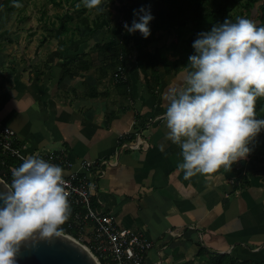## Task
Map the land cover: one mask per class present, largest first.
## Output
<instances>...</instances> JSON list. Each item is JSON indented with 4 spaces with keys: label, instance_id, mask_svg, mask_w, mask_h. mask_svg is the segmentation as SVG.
Returning <instances> with one entry per match:
<instances>
[{
    "label": "crops",
    "instance_id": "crops-1",
    "mask_svg": "<svg viewBox=\"0 0 264 264\" xmlns=\"http://www.w3.org/2000/svg\"><path fill=\"white\" fill-rule=\"evenodd\" d=\"M105 24L85 36L69 30L57 38L50 27L2 32L0 128L15 130L32 156L63 151L73 162L113 159L94 197L118 227L155 244L145 264H179L200 245L263 263L264 163L249 154L231 168L186 179L165 118L142 128L165 115L164 93L190 67L171 72L157 56L163 49L168 61L179 57L170 47L173 32L148 47L159 75L151 90L135 54L119 64L100 52L111 37ZM141 128L149 148L119 151V135Z\"/></svg>",
    "mask_w": 264,
    "mask_h": 264
},
{
    "label": "clouds",
    "instance_id": "clouds-1",
    "mask_svg": "<svg viewBox=\"0 0 264 264\" xmlns=\"http://www.w3.org/2000/svg\"><path fill=\"white\" fill-rule=\"evenodd\" d=\"M102 12V0H83ZM19 7L20 5H16ZM128 33L150 36V9L134 10ZM188 57L189 70L164 93L167 138L182 149L185 178L231 168L250 154L264 129L255 104L264 98V27L246 18L226 19L201 32ZM63 169L39 156L23 160L0 191V264H16L22 243L62 238L71 215Z\"/></svg>",
    "mask_w": 264,
    "mask_h": 264
},
{
    "label": "trees",
    "instance_id": "trees-1",
    "mask_svg": "<svg viewBox=\"0 0 264 264\" xmlns=\"http://www.w3.org/2000/svg\"><path fill=\"white\" fill-rule=\"evenodd\" d=\"M19 1L0 0L1 22H3L2 17L9 18L14 10L20 9V6H16L19 5ZM76 1L78 0H71V2ZM106 1L109 6H115L117 15L112 16L111 8L108 9L106 24L111 37L106 43L99 46L100 52L102 54L107 53L113 63L119 62V64H122L127 57H132L135 54L136 66L144 74L145 80H148L146 82L151 90L159 86V75L155 69L156 60L154 55L149 52L148 46L161 39L160 32L176 30L170 45L171 48H178L181 44L180 40H182L184 50L179 52V57L176 60L168 61L165 56L158 55L160 62L170 67L171 72L177 73L187 66L189 55L195 54L192 45L198 34L210 31L214 25L221 24L226 19L236 22L237 18L243 17L258 22L257 27H264V0H102L100 7L104 8L103 3ZM53 2L62 5L55 0ZM142 7L150 9L153 16V20L149 23L150 36L147 39L139 32L128 33L121 23V21H125L131 26L133 19L138 20V17L133 15L134 10L138 11ZM79 9L80 13H84L85 8L79 7ZM253 10L256 14H253ZM98 13L99 16L93 20V25L89 23V16H81L73 27L69 22L72 20V16L64 14L63 17H58L60 26L55 30L57 38L62 37L69 30L77 32L76 34L79 36L90 34L94 28L101 25L105 18L102 12ZM186 34L187 36H185ZM148 76L151 78L148 79ZM121 81L122 78L120 77L119 82ZM255 113L257 119H264V98L257 99ZM257 136L260 138H255L249 145L250 156H254L264 163V129ZM2 170L7 172V168L0 164V171ZM3 179L7 183L9 182L6 177ZM249 184V181H246L245 187L250 186ZM61 228L64 233H69L65 227ZM70 232L74 234L72 231ZM179 264H264V262L258 263L251 258H240L234 253H218L200 245L198 252L192 259Z\"/></svg>",
    "mask_w": 264,
    "mask_h": 264
},
{
    "label": "built area",
    "instance_id": "built-area-1",
    "mask_svg": "<svg viewBox=\"0 0 264 264\" xmlns=\"http://www.w3.org/2000/svg\"><path fill=\"white\" fill-rule=\"evenodd\" d=\"M122 25L125 21H121ZM164 115L157 117L142 128L148 127ZM141 129H134L119 135V151L135 149L146 151L149 143L143 138ZM19 145V137L9 127L0 128V164L7 168L1 178L8 179L11 185L12 172L24 159L30 157ZM48 163L60 166L66 181L65 190L71 206V215L61 227L69 230L64 233L85 247L97 264H145L146 256L155 244L130 229L120 228L110 215L95 200L97 181L105 176L113 159L81 160L73 162L63 151L46 155H36ZM8 162H10L8 164ZM72 231L74 234H72Z\"/></svg>",
    "mask_w": 264,
    "mask_h": 264
},
{
    "label": "rangeland",
    "instance_id": "rangeland-1",
    "mask_svg": "<svg viewBox=\"0 0 264 264\" xmlns=\"http://www.w3.org/2000/svg\"><path fill=\"white\" fill-rule=\"evenodd\" d=\"M58 3H61L62 5L56 4L53 2V0H20L19 5L20 9H16L13 11V13L10 15L9 18L2 17L3 22L0 20V34L5 31L11 32V34L16 33L19 31V29H27L32 28L38 32H41L42 29L47 32L46 29L54 28V30L58 29L60 26V17H63L64 14H67L69 16H72V20L69 21L70 25L73 27L74 24L77 22L79 17L81 16H89V23L93 25V20L99 16V13L95 9H87L84 7L83 0H78L76 2H71V0H55ZM1 7V6H0ZM85 8L84 13H80V9ZM103 11L102 14H104V19L102 20L104 23H107L108 18V9L111 8L113 14L112 16L117 15V11L115 10V6L111 7L109 6V3L106 1L103 3ZM1 11V8H0ZM253 14L255 13V10H253ZM59 17V18H58ZM254 17V16H253ZM101 21V22H102ZM255 24L258 22L254 21ZM50 27V28H49ZM166 33H172L175 35L176 30L172 31H162ZM159 33V36L161 33ZM175 32V33H174ZM47 34V33H45ZM187 36V34L185 35ZM39 37V36H38ZM42 37V35L39 37V39ZM51 38L52 43L56 44V37H51L48 35L47 38ZM161 37V36H160ZM171 37V36H168ZM44 38V35H43ZM40 41H42L40 39ZM58 41V40H57ZM179 45L178 48H172L174 51H183L184 45ZM39 43V41H37ZM36 43V44H37ZM154 43V42H153ZM153 43L150 44V47L153 45ZM43 45V44H42ZM149 47V46H148ZM167 49L169 51L171 48L168 46ZM153 54V53H152ZM165 51L163 49H160L159 56H164ZM158 56V55H157ZM260 137L257 136L256 139H259Z\"/></svg>",
    "mask_w": 264,
    "mask_h": 264
},
{
    "label": "water",
    "instance_id": "water-1",
    "mask_svg": "<svg viewBox=\"0 0 264 264\" xmlns=\"http://www.w3.org/2000/svg\"><path fill=\"white\" fill-rule=\"evenodd\" d=\"M3 170L0 171V176ZM10 186L0 177V191ZM16 264H97L91 253L67 235L52 240L27 241L20 246Z\"/></svg>",
    "mask_w": 264,
    "mask_h": 264
}]
</instances>
